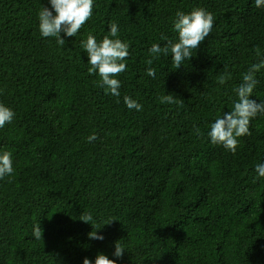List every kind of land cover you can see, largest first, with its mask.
<instances>
[{
  "label": "trees",
  "instance_id": "obj_1",
  "mask_svg": "<svg viewBox=\"0 0 264 264\" xmlns=\"http://www.w3.org/2000/svg\"><path fill=\"white\" fill-rule=\"evenodd\" d=\"M43 7L48 0H0V103L15 112L0 129L15 169L0 180V264L115 259V242L125 248L117 264H264V179L254 171L264 162V116L250 121L234 154L207 136L264 56V8L253 0H94L92 17L75 37L62 33L59 46L40 36ZM195 8L215 17L206 42L179 69L170 55L153 59V43L177 36L176 12ZM109 23L129 45L115 77L120 97L89 74L81 44L88 35L100 41ZM255 75L250 99L264 101V69ZM125 96L142 109L129 110ZM89 214L90 224L81 220ZM96 231L102 241L89 237Z\"/></svg>",
  "mask_w": 264,
  "mask_h": 264
},
{
  "label": "clouds",
  "instance_id": "obj_2",
  "mask_svg": "<svg viewBox=\"0 0 264 264\" xmlns=\"http://www.w3.org/2000/svg\"><path fill=\"white\" fill-rule=\"evenodd\" d=\"M253 3L256 8H264V0H253ZM48 5L49 7H43L37 14L40 36L54 37L59 46H64L65 39L61 34L63 33L66 37L77 35L81 27L93 15L94 0H48ZM214 19L213 14L203 8H195L188 12L177 11L172 21L173 31L177 34L175 40L162 37L161 39L165 41L164 45L153 43L148 49L149 54L153 59L161 55H170L175 68L179 69L185 61L192 59L193 51L199 49L202 42H206V38L210 37L214 29ZM107 33L100 41H97L95 36L88 35L81 44L88 57L89 74L99 75L106 94L120 97L121 83L115 77L126 70L125 61L129 56V45L118 38L116 23L108 24ZM148 64H152V59L148 60ZM261 69H264V56L260 57L258 63H253L249 67L243 74L242 83L233 89L236 100L232 109L224 112L211 124L207 136L212 144L220 145L234 154L239 143L238 138L250 134V121L257 116H264V101L257 102L250 99L258 83L255 74ZM146 75L155 79V69L149 67ZM223 82L222 78L221 83ZM123 100L129 110L142 109V105L129 96L123 97ZM14 117V110L0 103V129L6 124H11ZM96 139L95 134L88 137L89 142ZM14 171L13 154L10 151L0 150V180L11 177ZM254 171L258 179H264V162L257 163ZM81 220L89 223L93 217L89 214ZM111 221L113 220L105 225ZM32 236L36 240L42 239L40 223L34 225ZM89 237L101 241L104 239L103 235H99L97 231L91 235L89 233ZM124 252L125 248L115 242L113 252L115 259H109L108 256L99 253L94 259L85 257L82 264H117V260L122 258Z\"/></svg>",
  "mask_w": 264,
  "mask_h": 264
}]
</instances>
